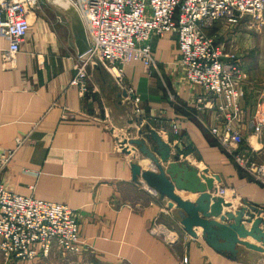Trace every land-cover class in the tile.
Segmentation results:
<instances>
[{
	"label": "crops",
	"instance_id": "obj_1",
	"mask_svg": "<svg viewBox=\"0 0 264 264\" xmlns=\"http://www.w3.org/2000/svg\"><path fill=\"white\" fill-rule=\"evenodd\" d=\"M30 18L21 51L7 67L1 56L8 42L0 38V156L14 152L0 173L5 188L73 209L85 244L83 264H182L185 257L189 264H264V253L239 246L232 260L210 248L201 229L197 236L186 233L169 201L133 181L130 165L142 156L124 153L125 136L119 138L109 126L124 116L127 124L117 125L132 139H140L139 130L149 127L182 162L218 175L214 190L225 188L224 198L234 204L224 212H235L243 200L264 210V55L254 49L260 47L245 41L241 31L231 42L221 31L210 35L237 53L247 75L242 111L234 122L241 142L232 146V155L210 132L222 129L216 115L221 101L186 81L173 37L153 40L151 68L141 62L126 68L132 95L123 96L105 71L95 69L89 72L88 93L81 96L70 86L78 53L68 19L50 7ZM199 97L212 99L214 109L198 110ZM257 124L260 134L254 130ZM177 193L192 202L199 196Z\"/></svg>",
	"mask_w": 264,
	"mask_h": 264
},
{
	"label": "built area",
	"instance_id": "obj_2",
	"mask_svg": "<svg viewBox=\"0 0 264 264\" xmlns=\"http://www.w3.org/2000/svg\"><path fill=\"white\" fill-rule=\"evenodd\" d=\"M45 0H0V38L8 42L2 53L7 67L21 51L30 27L31 14ZM78 10L88 36L90 49L78 57L70 86L81 96L88 93L89 71L103 69L127 93V67L141 62L154 64L152 43L155 38L173 37L180 52L185 79L202 87L220 100L216 115L222 129L212 135L227 152L241 142L234 124L246 96L245 80L237 53L217 45L207 31L220 22L235 25L250 19L264 24V0H69ZM212 99L199 97L198 110L214 109ZM173 132L180 127L173 124ZM257 134L261 125L254 128ZM22 141L18 140V145ZM13 151L0 156V173L11 161ZM234 158L243 162L239 156ZM225 188L217 195L225 197ZM168 241L172 242L169 236ZM53 247L76 254L85 247L80 240L76 212L64 204L23 197L8 191L0 181V255L26 262L48 257ZM182 264H189L187 257Z\"/></svg>",
	"mask_w": 264,
	"mask_h": 264
},
{
	"label": "water",
	"instance_id": "obj_3",
	"mask_svg": "<svg viewBox=\"0 0 264 264\" xmlns=\"http://www.w3.org/2000/svg\"><path fill=\"white\" fill-rule=\"evenodd\" d=\"M45 1L60 16L68 19L78 57H83L90 45L76 7L69 0ZM123 96L127 97L125 91ZM138 135L140 139L121 142L124 153L136 151L142 156L140 162L130 165L132 179L156 193L161 200L169 201L168 207L177 211L186 233L197 236V229H201L205 243L232 260L237 259L239 246L264 253V210L243 200L242 207L235 212H224V209H232L234 204L218 196L217 189L214 190L215 181H220L218 175L182 162L181 155L173 154L169 144L155 130L146 127L140 129ZM142 162L148 163V169L143 168ZM177 192L199 196L192 202L184 200ZM246 224L251 225L249 229ZM247 238L258 245L245 241Z\"/></svg>",
	"mask_w": 264,
	"mask_h": 264
},
{
	"label": "rangeland",
	"instance_id": "obj_4",
	"mask_svg": "<svg viewBox=\"0 0 264 264\" xmlns=\"http://www.w3.org/2000/svg\"><path fill=\"white\" fill-rule=\"evenodd\" d=\"M46 7H50V6L46 3V1H43L37 7H35L34 12L38 11L40 8H46ZM240 22H243V23H241V24L238 23L235 25H227V23H225V22H220V23L216 24L214 27H212L211 29H209L207 31V33L210 36L214 33V31L215 32L221 31L228 38V41L231 42V41H234L235 38H237L236 34H238V32L241 31L246 37V38H244V40L245 41H251L253 45L256 44V46H259L260 49L258 47L254 48V49L255 50L258 49V51L259 50L262 51V55H264V24H258L255 21H252V20L247 19V18L243 21H240ZM115 86H116V91L121 90V88L116 83H115ZM127 120L128 119L125 118L124 116L120 117V118L117 117V119L115 121H112L109 125L110 128L116 130V134L119 138H121L122 134L125 136L124 137L125 139L123 141H129L132 138L130 135H128L126 133L125 128H120V127H118L119 125H117V124H119L120 122L127 124L126 123V122H128ZM117 122H119V123H117ZM127 137H129V138H127ZM122 149H123V147H122ZM166 237H167V235H166ZM54 249H55V247L52 248L50 255L46 258L39 257L37 259L31 260V261H26V262H18V261H14L11 259H6L2 255H0V264H83L80 261V259L82 258L83 260H85V257H86L85 256L86 253L83 251L84 248L76 254H71V253H66L63 250L56 247V249H55L56 250L55 251L56 257H53L52 261H50V258H51L50 256H51L52 252L54 251Z\"/></svg>",
	"mask_w": 264,
	"mask_h": 264
},
{
	"label": "bare ground",
	"instance_id": "obj_5",
	"mask_svg": "<svg viewBox=\"0 0 264 264\" xmlns=\"http://www.w3.org/2000/svg\"><path fill=\"white\" fill-rule=\"evenodd\" d=\"M143 163V162H142ZM146 164V163H145ZM192 197H195V196H192Z\"/></svg>",
	"mask_w": 264,
	"mask_h": 264
}]
</instances>
